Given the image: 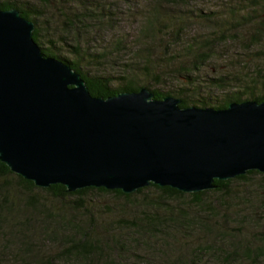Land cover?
<instances>
[{
	"label": "rangeland",
	"instance_id": "374dc122",
	"mask_svg": "<svg viewBox=\"0 0 264 264\" xmlns=\"http://www.w3.org/2000/svg\"><path fill=\"white\" fill-rule=\"evenodd\" d=\"M0 2L40 13L35 28L42 46L73 60L69 53L77 47L82 70L111 76L112 86L125 82L119 77H132L135 85L177 93L192 79L201 84L194 96L208 102L263 91L264 0ZM219 78L224 86L207 88L206 81ZM8 184L15 186L13 177ZM233 192L228 203L209 195L210 206L195 208L188 198L161 200L154 190L127 200L97 192L57 200L45 192L10 190L7 202L18 218L7 226L19 235L10 238L3 227L4 238L0 231V264H104L116 252L124 257L119 264H244L229 245L238 235L249 240L242 246L251 244L250 264H264L257 260L264 251V235L258 236L264 232V184L250 178ZM150 216L158 232H166L164 243L160 233L150 240L133 233L132 224ZM86 230L100 241L106 260L69 254L71 237Z\"/></svg>",
	"mask_w": 264,
	"mask_h": 264
},
{
	"label": "water",
	"instance_id": "95a60500",
	"mask_svg": "<svg viewBox=\"0 0 264 264\" xmlns=\"http://www.w3.org/2000/svg\"><path fill=\"white\" fill-rule=\"evenodd\" d=\"M34 24L0 10V163L40 189L184 194L264 174V101L185 107L145 87L105 99L33 41Z\"/></svg>",
	"mask_w": 264,
	"mask_h": 264
},
{
	"label": "trees",
	"instance_id": "16d2710c",
	"mask_svg": "<svg viewBox=\"0 0 264 264\" xmlns=\"http://www.w3.org/2000/svg\"><path fill=\"white\" fill-rule=\"evenodd\" d=\"M156 1L176 3L180 0H156ZM10 9L17 10L18 12H20L21 17L27 19L28 21H31L34 24V31L32 33V38H33V41L37 44V46L40 48L42 54L45 57H52L59 61H62L63 63L68 65L72 69V71L79 74L82 80L85 82V86L87 87L91 96L101 97L105 99L107 97H113L119 93L135 92L139 90L140 88H143V87L147 88L145 85H135L132 77L128 79H125L124 77L122 78L119 77L118 78L119 80H124L125 82L119 83L118 86H112L113 78L111 76L97 75V74H95L94 76L89 75L88 73L82 70L80 63L78 62V57L82 59L83 56L81 55L77 47L74 46V48H72V51L69 53L70 55H73L74 57V60H73V59H68L64 56H61L59 54H56L52 52L50 48L42 46V43L39 41V37H40L39 28L37 27L35 28L36 19L40 16V13L34 12V11L22 10L21 8H17L16 6L12 4L0 2V10H10ZM257 35L259 36V34ZM257 35L254 38V44L258 42ZM84 56L87 57V54H84ZM193 69H196V68H192V70ZM206 83H207V88L209 89L211 87L221 88L222 86H224V83H222V79L220 78L206 81ZM199 86H201V84L198 83V81L190 79L188 82L183 83L179 87L177 93H173L172 91L162 92L158 89L157 90L149 89V88L147 89L154 95L155 100H161L166 96H171V97L179 99L180 100L179 107L181 108L197 107V108H212L215 110H219V109L226 108L228 104L232 102L239 103V102L250 100V101H255L257 103H260L264 101V83L262 84L263 91L260 95L249 94L247 97L243 98L241 94L237 92L234 94L224 95L221 100L219 101L214 100L212 102L211 101L208 102V99L205 100V98H196L194 96V94L197 92L195 91V89H197V87ZM11 177H13L15 180V186L10 187V184H8V179ZM256 177H259L264 184V174L259 173L257 171H248L245 175L236 177L234 179H230L227 181H214L213 182L214 187H218V188L199 192L196 194H184L175 189H171L168 187L160 188L155 185H150L148 187L138 189L135 193H132V194H123L119 190L109 191L103 188H99V189L85 188V189L77 190L72 193H67L65 191V188L61 185H53L47 189L37 188L33 185L32 182L26 181L22 179L21 177L15 174H12L4 164L0 163V231L2 232L4 230L3 227L6 229H9V227L12 228L11 226L8 227L7 223L10 221L14 223V220L18 218L16 216L15 209L13 210L12 208V204L7 202L8 197L10 195L9 194L10 190H16L21 195L26 192L28 193L30 192L32 193L35 191L45 192L57 200H63L68 197H78L87 192L111 194V195L127 200L139 194H142L145 191L154 190L160 195L161 200L164 198L175 199V200L180 199V198H188L190 201L191 207L202 208L204 206H207V207L210 206L211 204L210 200L205 202V199L209 195H214L218 197L216 202H220V203L230 202L232 200L231 198L232 193H234L233 192L234 186L247 185L249 183L250 178H256ZM35 201H36L35 197L33 196V194H31L29 202L33 206L32 207L33 209H35V204H36ZM15 206L17 209V205L14 203V207ZM14 225L18 227V225L16 224ZM132 228L134 229L133 233L135 235H137L138 237H143V238L149 237V239L147 240L153 239L154 235H156L157 233H160V239H159L160 242L164 243V240L166 238L164 237L165 235L163 234L164 229L158 232L157 225L156 226L153 225L152 216L145 218L144 221H136V223L134 222L132 224ZM9 231L10 232L8 236L10 238L19 235V234L12 233L10 229ZM260 235H264V232H261L260 234H258V236ZM3 236L4 238L6 237L5 231H3ZM241 236L242 235L232 236L233 242L229 243V245L232 248L233 255L235 257H239L238 262H241L244 264H250L254 260V254L250 252L251 244L242 246L243 243L245 242L249 243V240H245ZM99 243H100L99 240L95 241L90 236L88 230L80 232L76 235V237L75 236L71 237V245H70L71 251L69 252V254L70 255L74 254L77 257L81 259L84 258L87 261H90L91 257L97 258V259L104 258L106 260L108 258V254L105 255L103 250L100 248ZM259 251L260 253H262L261 254L262 256L257 257V260L262 261L264 260V251H262V249H259ZM255 255L257 256V253H255ZM111 259H114V260H111ZM111 259H109L108 262L106 261L103 263L104 264L105 263L106 264H119L121 262H124V257L121 256L117 252H116V257L111 258Z\"/></svg>",
	"mask_w": 264,
	"mask_h": 264
}]
</instances>
